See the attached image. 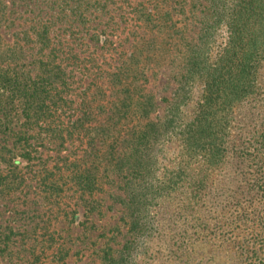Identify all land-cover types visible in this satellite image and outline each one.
<instances>
[{
	"label": "rangeland",
	"instance_id": "rangeland-1",
	"mask_svg": "<svg viewBox=\"0 0 264 264\" xmlns=\"http://www.w3.org/2000/svg\"><path fill=\"white\" fill-rule=\"evenodd\" d=\"M211 2L0 0V65L17 30L33 36L47 20L66 79L37 124L19 116L17 134L0 128V264H110L131 243L137 264H241L229 235H184L189 177L169 178L179 146L170 117H193L200 81L178 116L173 103L190 47L213 30ZM141 6L156 18L139 19ZM226 35L216 28L209 56ZM233 110L226 132L237 139L247 110ZM219 173L209 185L220 201L234 175L224 186Z\"/></svg>",
	"mask_w": 264,
	"mask_h": 264
},
{
	"label": "trees",
	"instance_id": "trees-1",
	"mask_svg": "<svg viewBox=\"0 0 264 264\" xmlns=\"http://www.w3.org/2000/svg\"><path fill=\"white\" fill-rule=\"evenodd\" d=\"M211 3L214 19L209 25L213 30L205 31L201 44L190 47L177 87L178 99L173 103L172 114L178 116L180 105L192 98L193 81H200L193 117L184 124L170 117L169 138L175 137L179 146L170 158L176 163L169 178L179 182L189 177L183 196V230L187 238L200 234L201 239L209 240L229 235L241 264H264V0ZM137 11L138 18L146 22L156 18L154 11L143 6ZM51 26L47 20L38 24L33 36H19L21 31L17 30L16 40L3 46V132L17 134L13 119L19 116H23L24 126L35 125L46 117L51 103L55 104L57 89L66 80L60 64L54 61L57 49ZM220 26L225 27L227 35L211 57L207 43ZM24 38L33 48L25 47L26 41L21 43ZM243 106L247 111L239 122H245L240 124L237 139L230 138L226 129L230 118H234L232 109ZM199 157L201 165L191 174L192 161ZM215 170L224 171V186L234 175L232 186L224 189L226 200L219 201L212 194L209 182ZM176 181L168 188L178 187ZM135 248L132 243L125 244L118 257H110V264H137Z\"/></svg>",
	"mask_w": 264,
	"mask_h": 264
}]
</instances>
